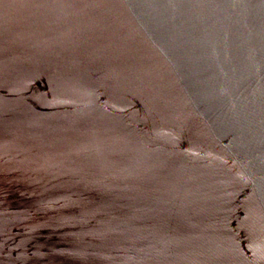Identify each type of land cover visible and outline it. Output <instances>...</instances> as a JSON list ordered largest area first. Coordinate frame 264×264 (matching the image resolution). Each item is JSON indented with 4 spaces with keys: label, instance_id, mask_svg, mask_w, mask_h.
<instances>
[{
    "label": "water",
    "instance_id": "1",
    "mask_svg": "<svg viewBox=\"0 0 264 264\" xmlns=\"http://www.w3.org/2000/svg\"><path fill=\"white\" fill-rule=\"evenodd\" d=\"M0 264H264V0H0Z\"/></svg>",
    "mask_w": 264,
    "mask_h": 264
}]
</instances>
